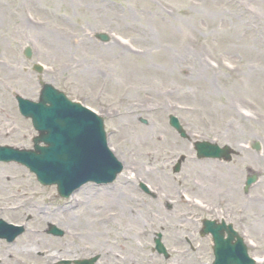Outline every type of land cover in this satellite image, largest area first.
Here are the masks:
<instances>
[{
  "label": "rangeland",
  "instance_id": "1",
  "mask_svg": "<svg viewBox=\"0 0 264 264\" xmlns=\"http://www.w3.org/2000/svg\"><path fill=\"white\" fill-rule=\"evenodd\" d=\"M39 82L103 118L124 168L105 197L88 184L61 199L25 168L0 163V219L25 225L9 261L99 251L98 264H113L116 253L135 264H212L211 238L199 230L214 216L186 200L199 199L234 210L249 256L264 264V0H0V146L31 149L36 133L13 96L37 101ZM169 115L192 141L169 127ZM153 137L161 142L149 143ZM194 139L228 146L230 162L198 160ZM209 174L226 178L212 192L203 185ZM250 175L258 179L245 194ZM230 176L233 195L224 189ZM86 209L107 219L80 221ZM50 224L64 235H49ZM156 234L166 259L154 251Z\"/></svg>",
  "mask_w": 264,
  "mask_h": 264
},
{
  "label": "water",
  "instance_id": "2",
  "mask_svg": "<svg viewBox=\"0 0 264 264\" xmlns=\"http://www.w3.org/2000/svg\"><path fill=\"white\" fill-rule=\"evenodd\" d=\"M102 42L107 39L99 36ZM30 50L25 56L30 57ZM39 72L38 68H34ZM39 103L15 97L19 111L32 120L39 136L34 139V151H19L0 148V160L15 161L33 172L43 185L56 184L61 196L68 197L74 190L87 182L111 183L122 170V165L107 148L102 119L84 110L79 105L68 102L62 93L52 86L41 84ZM170 125L184 136L176 119L170 117ZM43 143L46 147H40ZM258 150V146H254ZM201 157L229 159L227 148L223 150L207 143L196 146ZM179 170L176 166L175 172ZM256 176L247 178L245 190L255 182ZM205 233L213 235V264H254L246 254L240 238L231 245L235 234L228 229L229 239L223 240L222 226L204 223ZM160 238V237H158ZM158 252H164L159 239L155 241ZM166 257V256H165Z\"/></svg>",
  "mask_w": 264,
  "mask_h": 264
},
{
  "label": "bare ground",
  "instance_id": "3",
  "mask_svg": "<svg viewBox=\"0 0 264 264\" xmlns=\"http://www.w3.org/2000/svg\"><path fill=\"white\" fill-rule=\"evenodd\" d=\"M166 140H168V138H165ZM165 139H163V140H165ZM157 142H161L157 137H153V138H151V139H149V143H151V144H155V143H157ZM176 143V142H175ZM175 143H173V145L175 144ZM169 144H171V142L169 143ZM171 146H172V144H171ZM147 157L149 158L150 156L149 155H147ZM201 175H203L202 173H201ZM205 179H206V184H203L204 185V190L206 191L207 190V192H212L213 191V189L216 187V185H218L219 184V182L220 181H222V179L224 180V179H226L225 177H218L217 175H213V174H209V175H204L203 176ZM230 180L231 181H227L226 183H225V190H226V192H229V194H231V195H233L234 194V192H236V188H235V183H236V181L234 180V178H233V176H230ZM208 182H209V184H208ZM235 182V183H234ZM222 183H223V181H222ZM95 187V186H94ZM85 187H83V188H81V189H84ZM89 189L88 190H90V191H92V190H96L97 189V191L98 192H100V196H102V197H105V196H107V194H106V192H107V190H108V188L107 187H95V189H93V188H91V187H88ZM80 189V190H81ZM199 190H201V189H199ZM217 192L219 191V190H216ZM231 191V192H230ZM233 191V192H232ZM123 196H125V195H123ZM101 197V198H102ZM91 198V197H90ZM93 198L95 199V195L93 196ZM107 198V197H106ZM110 202L111 203H115V201L114 200H110ZM123 207L125 208V202H123ZM94 206V205H93ZM87 210V209H86ZM129 211V209H125V212H128ZM128 214V213H127ZM68 215H69V217H68V219L67 220H69L70 222L73 220L72 219V217L74 216V214L71 212V211H69L68 210ZM106 215H104V214H102V213H97V212H93V211H91V210H87V211H84V213H83V215H82V218L80 219V221H87V219H89V218H91V217H95V218H97V219H99V218H104ZM116 218V217H115ZM115 218H113V219H115ZM134 218H137V216H135L134 215ZM107 219V217H105L104 219H103V221H105ZM143 234V233H142ZM91 234L90 233H86L85 234V236L86 237H88V236H90ZM140 236H141V234H140ZM32 243L33 244H35V243H37V240H32ZM117 254V253H116ZM116 257V256H115ZM122 257V256H121ZM117 259H119V260H123L122 261V264H135V262H134V260H133V257H131L130 255L127 257V258H125V257H122V259H120V258H118V257H116ZM125 258V259H124ZM136 259V258H135ZM114 260H115V258H114ZM113 260V264H115L116 262ZM118 264H120V263H118Z\"/></svg>",
  "mask_w": 264,
  "mask_h": 264
},
{
  "label": "flooded vegetation",
  "instance_id": "4",
  "mask_svg": "<svg viewBox=\"0 0 264 264\" xmlns=\"http://www.w3.org/2000/svg\"><path fill=\"white\" fill-rule=\"evenodd\" d=\"M225 215H227V214H225ZM229 216H231V214ZM15 243H16V239H14L12 241H7L5 239H0V247H2V249H3V250L0 249V254H1L0 255V264H5V262L3 263V261H5V260H7L6 264H15V263H17V264H31V263H35L33 261H28V262L22 261V263L20 261H13V260L16 259V257L10 251H11V247H14L15 246ZM4 245L7 246V247H10V248L3 247ZM50 252L51 251L48 250V253H50ZM59 254L61 255L62 253H59ZM64 254H67V252L64 253ZM37 255L38 256H41L40 254H37ZM8 258L13 259V260L12 261H9ZM99 258H100V256H98V260H97V262L95 264H98L99 263ZM63 260L64 261L67 260V256L66 257H60V261H57L54 264H61V261H63ZM37 264H49V263L39 262Z\"/></svg>",
  "mask_w": 264,
  "mask_h": 264
}]
</instances>
